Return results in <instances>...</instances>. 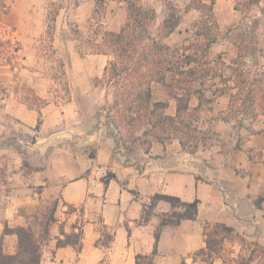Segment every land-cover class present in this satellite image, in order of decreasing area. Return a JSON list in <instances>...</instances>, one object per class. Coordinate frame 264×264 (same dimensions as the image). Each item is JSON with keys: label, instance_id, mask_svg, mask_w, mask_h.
<instances>
[{"label": "crops", "instance_id": "1", "mask_svg": "<svg viewBox=\"0 0 264 264\" xmlns=\"http://www.w3.org/2000/svg\"><path fill=\"white\" fill-rule=\"evenodd\" d=\"M25 1L20 11L16 0L10 16L20 44L15 53L24 54L22 61L30 66L36 55L23 53L25 47L43 35L47 25L44 14L33 17L37 0ZM126 1L103 0L99 9L96 0H73L64 27L117 33L127 19ZM139 3L153 5L160 26L165 17L162 4L156 8L157 0ZM171 9L190 23L180 18L167 39L182 24L185 33L192 32L201 13L191 0ZM212 12L220 30L237 19L226 0H215ZM211 48L220 50L222 63L206 76L184 85V76L169 72L151 87V101L165 103L164 114L170 117L178 107L172 93L179 98L189 93L187 110L194 117L185 148L175 137L165 143L149 138L147 149L143 139L133 147L118 146L103 129L102 92L91 84L102 76L103 66L95 72L83 70L62 106L48 100L36 69L23 68L34 94L46 102L39 114L17 95L0 99L2 253L15 255L18 250L17 236L4 230L31 226L32 220L38 223L46 203L55 209V221L41 246L39 264H264V103L251 115L243 114L242 101L234 100L241 95L234 69L236 43L217 41ZM3 86L10 94L9 85ZM159 196L197 201L195 218L171 223L173 214L183 210ZM217 226L230 232L215 235ZM73 235H79L77 244L57 247L58 240ZM208 236H218L217 252H208Z\"/></svg>", "mask_w": 264, "mask_h": 264}, {"label": "rangeland", "instance_id": "2", "mask_svg": "<svg viewBox=\"0 0 264 264\" xmlns=\"http://www.w3.org/2000/svg\"><path fill=\"white\" fill-rule=\"evenodd\" d=\"M6 1L8 10L0 17V99L4 94L7 97L12 96L13 98L17 95L28 107L40 114V109L46 101L34 94L27 80L29 75H25L21 71L23 68L27 70L32 68L37 70L38 75L35 77L42 79L43 84L46 85L49 93L48 100L58 106H62L71 98L70 94L72 92L70 88L74 89V86L80 82V75L83 73V70L95 72L101 66L104 68L107 57L94 54V48H92L93 41L97 43L103 32L98 29H92V32L83 31L72 24L67 25L68 27L65 25L64 27V22L73 0H37L39 9H36V14L33 17L38 19V14H44L47 29L43 35L26 45V50L23 53L33 51L36 55V59L28 66L22 61L24 54H16V51H14L15 48H20V44L15 41L14 18L10 16V8L16 0ZM18 1L19 10H24L26 1ZM184 1L157 0V3H154V5L156 8H159L157 7L159 6L158 2L159 4L161 3L166 15L170 12L175 13L171 8L184 4ZM253 1L226 0V2L234 6L237 12V19L225 30H220L213 12L208 13L207 10H203L192 32L185 33L184 31L187 28L182 24L172 37L162 39L166 45L178 48L179 54L194 57L195 61L190 63V66L196 69L197 78L206 76L211 70L218 68L222 63L219 60L220 57H217L220 50H212V43L218 41L220 44L224 40L226 42L235 41L238 48V59L235 61L234 69L241 94H237L235 100L242 101L241 111L245 115H251L256 105L264 103V13H262L264 10V0H259L258 3H254ZM148 5L153 8V5ZM101 7L102 5L98 8L101 9ZM42 8L45 10L44 13L41 11ZM180 18H182L183 23H190L185 22L183 17L179 16ZM158 19L159 16L157 14L156 22L152 27V33L156 38L160 39L163 32L157 26ZM60 21L61 27H64L63 29L60 27ZM193 33L198 34L194 40L191 38ZM182 58L183 56L180 59ZM212 63H215V65H212ZM96 79H92L91 84L93 88H97L102 92L99 116L103 123V129L106 134L117 140L118 146L120 144L121 146H126V144H122V141L128 143L126 138L129 137V134L127 131H122L123 137L121 138L106 117L108 109L113 114V110L110 109L112 91H108L106 99L105 92L99 87L94 86ZM3 85H9L10 88L8 90L11 92L10 94L5 92L7 88H1L4 87ZM95 97L93 95L92 99H95ZM133 137L135 139L140 138L139 134H134ZM141 138L139 140L142 141ZM42 208H44L42 210L44 213L38 223L45 222L49 211L52 209L51 205L46 203L42 204ZM31 222V227L38 232V223L33 220ZM220 235L218 234V236ZM217 237H212L211 239V241H215L212 249L216 252L220 242Z\"/></svg>", "mask_w": 264, "mask_h": 264}, {"label": "trees", "instance_id": "3", "mask_svg": "<svg viewBox=\"0 0 264 264\" xmlns=\"http://www.w3.org/2000/svg\"><path fill=\"white\" fill-rule=\"evenodd\" d=\"M253 2L258 3L259 0ZM96 3L99 7L103 4V0H96ZM214 3L215 0H191L192 7L200 13L203 10L211 13ZM7 10V1L0 0V17ZM126 10L127 19L117 33L103 32L100 40L92 43L94 54L107 57L102 76L97 78L94 84L105 92L106 99L108 91H112L110 109L113 110V114L108 109L106 117L121 138L122 131L126 130L129 134L126 138L128 143L122 141L123 145L126 144L124 146L126 148L133 147V144L141 137L142 145L146 149L150 144L149 138L165 143L172 137L177 138L181 146L185 148L192 138L190 126L194 117V114L187 110L189 93L180 98L172 93L178 103L174 117L164 114L165 103L151 101L152 85L163 82L167 73L184 76L185 79L182 81L184 85L190 84L197 78L194 67L183 70L185 66L195 61L194 57L179 54L178 48H172L162 40L177 28L179 17L171 12L165 15L159 26L163 32L160 40L152 33V27L156 22V13L153 9L142 6L139 0H127ZM17 50V48L14 49V51ZM181 56H183L182 59H180ZM177 82L180 84L179 81ZM235 97L237 98V95ZM40 124L41 119H38L36 130ZM134 134H139L140 138L135 139ZM157 199L165 200L173 208L183 210V212L174 213L175 220L168 222L178 223L182 219L195 218L197 201L183 203L177 198L168 196H159ZM54 210L52 208L49 211L45 222L37 224L38 232L31 226L18 227L14 230L6 228L4 233H14L17 236L18 250L15 255H5L0 249V264H39L41 246L48 238L49 226L55 221ZM165 223L166 221H162V224ZM229 232L230 229L222 226L214 227L213 231L215 235L223 236ZM70 237L66 236L64 241L58 240L57 247L70 242L77 244L79 235H73L72 239ZM210 237L208 236L206 240L208 252L213 250V243L215 244Z\"/></svg>", "mask_w": 264, "mask_h": 264}]
</instances>
